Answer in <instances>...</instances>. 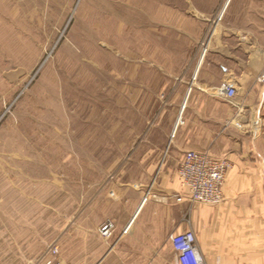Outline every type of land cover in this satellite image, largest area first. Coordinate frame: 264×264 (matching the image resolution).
Returning a JSON list of instances; mask_svg holds the SVG:
<instances>
[{
	"label": "rangeland",
	"instance_id": "1",
	"mask_svg": "<svg viewBox=\"0 0 264 264\" xmlns=\"http://www.w3.org/2000/svg\"><path fill=\"white\" fill-rule=\"evenodd\" d=\"M255 4L0 0V205L16 202L19 219V241L0 242V254L20 250L36 264L56 248V264H114L115 235L146 193V212L177 202L141 184L147 161L165 157L146 153L162 152L180 123L183 63L227 28L254 23ZM239 106L242 123H261L241 132L257 134L263 155L264 107ZM186 205L172 230L154 234L158 244L189 229ZM140 225L138 215L129 232Z\"/></svg>",
	"mask_w": 264,
	"mask_h": 264
},
{
	"label": "crops",
	"instance_id": "2",
	"mask_svg": "<svg viewBox=\"0 0 264 264\" xmlns=\"http://www.w3.org/2000/svg\"><path fill=\"white\" fill-rule=\"evenodd\" d=\"M254 1V23L227 28L183 63L184 70L179 71L183 82V94L178 98L180 123L174 125V136L162 152L146 153L148 158L161 153L165 157L163 162L147 161L145 170L151 176L141 185L167 199L181 191L175 175L187 150L205 152L230 164L224 179V202L217 207L197 204L188 213L189 228L195 233L205 264H264V168L252 152L250 133L241 132L243 123L237 109L215 93L222 82L231 81L236 87L235 105L258 103L264 107V90L257 83L264 67V0ZM263 143L261 137L262 154ZM4 199L0 205V242L19 241L18 205ZM146 199H141L128 223L131 227L141 216L140 240L134 244L136 229L115 235L114 264H164V259L174 264L170 244H158L154 234L172 230L187 205L174 201L159 214L150 208L146 212ZM158 215L166 220L160 227L149 221ZM0 264H23L21 251L0 254Z\"/></svg>",
	"mask_w": 264,
	"mask_h": 264
},
{
	"label": "built area",
	"instance_id": "3",
	"mask_svg": "<svg viewBox=\"0 0 264 264\" xmlns=\"http://www.w3.org/2000/svg\"><path fill=\"white\" fill-rule=\"evenodd\" d=\"M257 83L264 86V67L257 77ZM215 93L222 97L229 105L231 104L240 114L239 105H235L234 100L237 97L236 87L231 81H224L215 89ZM260 121L257 118H251L243 122V128L249 126V129L260 127ZM257 129V128H256ZM255 129V130H256ZM174 136V131L171 138ZM230 164L225 159L214 158L205 152L187 150L184 158L177 167L175 179L179 184L181 191L174 199L178 203L188 204V212L194 205H208L212 207L219 206L225 198L223 196L224 179ZM149 192L146 193V196ZM189 226V221H186ZM129 227L122 230V235L128 233ZM113 230L112 222H105L100 229L101 235L110 236ZM113 233V231H112ZM168 244L174 254V264H205L202 257L194 231L188 230L173 233L168 237ZM58 255L56 248H51L36 264H56L55 259Z\"/></svg>",
	"mask_w": 264,
	"mask_h": 264
},
{
	"label": "water",
	"instance_id": "4",
	"mask_svg": "<svg viewBox=\"0 0 264 264\" xmlns=\"http://www.w3.org/2000/svg\"><path fill=\"white\" fill-rule=\"evenodd\" d=\"M256 131H258V129H256ZM258 140L259 139L257 137V134L253 133V135L251 136L250 146H251L252 152H254V154L258 157L260 162H262V167L264 168V159L258 150Z\"/></svg>",
	"mask_w": 264,
	"mask_h": 264
},
{
	"label": "bare ground",
	"instance_id": "5",
	"mask_svg": "<svg viewBox=\"0 0 264 264\" xmlns=\"http://www.w3.org/2000/svg\"><path fill=\"white\" fill-rule=\"evenodd\" d=\"M130 226V225H129ZM129 226H127V227H129Z\"/></svg>",
	"mask_w": 264,
	"mask_h": 264
}]
</instances>
